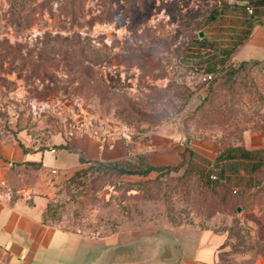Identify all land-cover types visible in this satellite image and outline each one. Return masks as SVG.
<instances>
[{
  "label": "rangeland",
  "instance_id": "374dc122",
  "mask_svg": "<svg viewBox=\"0 0 264 264\" xmlns=\"http://www.w3.org/2000/svg\"><path fill=\"white\" fill-rule=\"evenodd\" d=\"M238 2L0 0V134L42 150L156 130L236 144L264 127V63L230 59L247 21ZM189 151L188 165L145 176L66 172L77 160L62 153L47 220L86 235L84 264H193L202 229L229 236L211 264H264V159L254 171ZM234 190L243 200L222 203Z\"/></svg>",
  "mask_w": 264,
  "mask_h": 264
},
{
  "label": "crops",
  "instance_id": "0c3cea01",
  "mask_svg": "<svg viewBox=\"0 0 264 264\" xmlns=\"http://www.w3.org/2000/svg\"><path fill=\"white\" fill-rule=\"evenodd\" d=\"M238 3L247 21L240 26L239 43L230 59L264 63V0H239ZM246 7H251L253 12L248 13ZM212 137L188 140L183 134L165 130L149 132L146 138L136 139L101 138L86 133L74 136L67 145L81 152L86 160L133 162L137 155H142L153 165H175L186 148L190 149L189 153L201 156L202 163L214 161L219 142ZM240 144L248 150L264 149V129L244 130ZM62 153L73 154L77 160L64 167V171H72L80 165L79 154L74 151L57 147L30 149L19 135L0 134V178L4 181L0 190V264H84L81 248L82 237L86 235L44 219L52 197L51 170L58 172L65 163L67 155ZM49 155H53L55 161ZM228 239L225 231L202 229L192 250L191 262L213 263Z\"/></svg>",
  "mask_w": 264,
  "mask_h": 264
},
{
  "label": "trees",
  "instance_id": "16d2710c",
  "mask_svg": "<svg viewBox=\"0 0 264 264\" xmlns=\"http://www.w3.org/2000/svg\"><path fill=\"white\" fill-rule=\"evenodd\" d=\"M259 62V63H263L259 60H244L241 61L242 65L246 64L247 62ZM211 73H215V72H211ZM209 99V97H208ZM205 100V99H204ZM255 129H264V127H259V128H255ZM139 137H147V133L143 134L141 136H136L132 139H136ZM242 140V136L240 137V139L238 140V142L232 146H227L225 149L222 147H218V152L217 155L215 156V160H217L220 164L225 163L227 161H231V163H233L234 161H238L241 160L240 158L247 159L251 161V169L256 171L257 168H259L262 165L263 159H264V149L261 150H248L246 149L243 145L240 144V141ZM20 143V142H19ZM21 144V143H20ZM61 148V147H58ZM65 149L69 150V151H74L76 153L79 154V163H98V165L103 166L105 169H109V170H113L115 172H117L118 174H135V175H141V176H145L147 174H149L150 172H159V171H172V170H176L179 167L183 166L185 163L184 161V156L182 155L181 160L175 164V165H169V164H165V165H153L150 164L148 162H146L144 160V157L142 155H137L135 157V160L132 161H122V160H113V161H100L98 159H92V160H86L81 156V152H79L78 150H76L74 147L72 146H68L66 144V147H64ZM237 157V158H236ZM230 163V164H231ZM234 165V164H233ZM221 169V168H220ZM81 171V170H80ZM79 173V170L75 173L77 174ZM207 175V174H206ZM219 177H220V181L223 182V184H220L218 187L220 189H225L228 188V184L224 178L225 173H224V168H222L220 170V172L218 173ZM75 176V175H73ZM73 176H71V178H73ZM220 182V183H221ZM243 193L241 190H234V194L236 195H231L228 194L225 196V198L223 199L222 203H226L227 205H232L234 203V197L237 198V200L240 202L243 200ZM237 208H242V205L239 203L237 205ZM236 208V207H235ZM53 208H50V206L48 205L46 208V211L44 213V219H48L47 218V212ZM54 211V209H53ZM229 240V239H228ZM228 240L226 241V244L228 243ZM258 250H260V252L264 255V247H260Z\"/></svg>",
  "mask_w": 264,
  "mask_h": 264
},
{
  "label": "built area",
  "instance_id": "2783aa9c",
  "mask_svg": "<svg viewBox=\"0 0 264 264\" xmlns=\"http://www.w3.org/2000/svg\"><path fill=\"white\" fill-rule=\"evenodd\" d=\"M246 10H247L248 13H252L253 12L251 7H246ZM213 77H214V75L212 73H209V74H206L203 79H204L205 82H209L210 80L213 79ZM55 171L56 170H54V169L51 170L52 173H55ZM212 178H216V177L212 176ZM3 185H4V181L0 178V190L3 187Z\"/></svg>",
  "mask_w": 264,
  "mask_h": 264
},
{
  "label": "water",
  "instance_id": "95a60500",
  "mask_svg": "<svg viewBox=\"0 0 264 264\" xmlns=\"http://www.w3.org/2000/svg\"><path fill=\"white\" fill-rule=\"evenodd\" d=\"M200 35L202 36V32H200ZM238 210L240 209V208H237Z\"/></svg>",
  "mask_w": 264,
  "mask_h": 264
}]
</instances>
